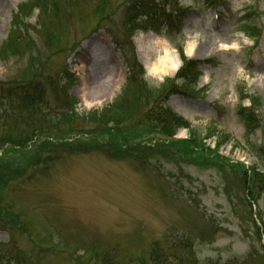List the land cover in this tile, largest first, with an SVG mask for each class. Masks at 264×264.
I'll list each match as a JSON object with an SVG mask.
<instances>
[{
    "label": "rangeland",
    "instance_id": "obj_1",
    "mask_svg": "<svg viewBox=\"0 0 264 264\" xmlns=\"http://www.w3.org/2000/svg\"><path fill=\"white\" fill-rule=\"evenodd\" d=\"M90 1L57 0L42 14L26 8L23 44L6 51L13 18L30 0H0V84L32 81L54 108L69 96L89 115L118 99L134 62L154 88L174 80L183 46L202 64L198 93L174 92L166 106L202 137L231 141L216 151V137L198 144L181 127L167 136L134 115L118 127L90 125L82 138H59L73 124L41 133L44 141L6 143L0 247L17 248L18 264H264V0H224L218 10L219 0H164L168 12L180 5L183 30L173 36L127 30L133 0ZM194 41L208 51L190 56ZM159 42L180 60L174 75L148 71ZM245 95L260 104L251 132L238 114L252 103ZM4 131L0 140L13 142L27 133Z\"/></svg>",
    "mask_w": 264,
    "mask_h": 264
},
{
    "label": "trees",
    "instance_id": "obj_2",
    "mask_svg": "<svg viewBox=\"0 0 264 264\" xmlns=\"http://www.w3.org/2000/svg\"><path fill=\"white\" fill-rule=\"evenodd\" d=\"M56 1L30 0V2L21 5L19 7V13L13 18L12 28L5 44V50L12 51L23 44L24 33L23 35L21 34L20 28L22 27L25 33H27V25L23 20V16L26 15V8L30 11L38 8L40 14H42L47 12L49 5ZM93 1L95 0H91L89 3ZM220 1L222 0H219L218 5L223 4V1L222 3ZM209 2L214 3L215 0H209ZM218 5L215 4V6ZM164 6V0L163 2H158V0H133L127 8L125 27L134 33L139 29L138 27L145 25L147 30L153 29L157 32H162L166 29L168 31L167 33L173 36L177 32L175 27L178 28V26L174 25L181 23V14H178L181 11L179 10L180 5L176 3L173 6L175 9L169 12ZM139 23L142 24L140 25ZM178 50L184 66L177 74L176 79L171 80L168 78L159 89L154 88L144 79L143 67L134 62L135 64L129 66V75L118 99L111 106L105 108L103 112L94 111V113L89 115L79 114L75 107L77 99L69 96L62 99L61 103L56 106L57 108H54L45 99L44 91L35 88V86H31L32 81L21 85L0 84V128L5 129L3 133L7 134L11 133L12 130L14 132H20L21 130L27 131L26 134L22 133L18 135H21V137L26 136L22 140L16 138L15 142H13L11 138H4L0 140V146H4L6 143H9L11 147H17V145L26 146L33 140L39 139L40 141H44V136L42 137L41 133L46 135L59 128H62L61 130L67 129L73 124L76 125L72 126L67 134L59 138H66V136H71L75 132L79 133L82 138L83 133L87 131L86 129L90 125L104 129L118 127L130 121L127 119L135 115L140 116L144 120L142 122L162 131L167 136L174 135L177 128L181 127L188 128L191 132V140L198 144H203L204 141L216 137L217 147L215 150L218 151L222 145H226L231 141L229 135L217 134L214 131H210L205 137H202L196 128L166 106L169 96L174 92L182 94L189 93L191 95H197L198 93H195L193 89L200 76V63L187 59L184 56L182 47ZM166 90L169 92H166ZM36 92L40 93L36 95ZM165 92L168 96H166ZM147 97L151 99L149 100ZM247 98L251 97L245 95L242 99ZM251 100L253 103L252 107L240 106L238 108L239 117L245 127L249 129V132L259 126L257 109L260 104L255 98H251ZM48 139H50V136ZM79 139L74 140L73 143L78 142ZM53 141L55 142V139ZM245 173L247 174L248 172ZM8 181L9 177L6 176L3 180H0V190L7 185ZM244 183L247 184V180ZM1 212L2 210L0 211V215L2 216ZM13 246L15 247V245ZM21 255V252L17 248L9 249L7 252L0 247V264H11L12 262L18 264Z\"/></svg>",
    "mask_w": 264,
    "mask_h": 264
},
{
    "label": "bare ground",
    "instance_id": "obj_3",
    "mask_svg": "<svg viewBox=\"0 0 264 264\" xmlns=\"http://www.w3.org/2000/svg\"><path fill=\"white\" fill-rule=\"evenodd\" d=\"M188 38L190 39L191 37ZM191 39H193V37ZM193 43H195V50H188L190 56L197 57L200 54L208 51L207 49H209V45L207 43L198 44L195 41ZM155 52L156 55L159 53L160 55L154 57L155 63L152 66L147 67L149 73L155 77L174 75L180 65V60L173 48L167 42H159L157 46H155ZM260 87H264V83H262Z\"/></svg>",
    "mask_w": 264,
    "mask_h": 264
}]
</instances>
